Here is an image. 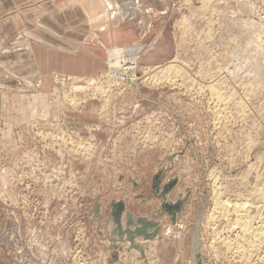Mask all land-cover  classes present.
Returning <instances> with one entry per match:
<instances>
[{"label":"rangeland","instance_id":"obj_1","mask_svg":"<svg viewBox=\"0 0 264 264\" xmlns=\"http://www.w3.org/2000/svg\"><path fill=\"white\" fill-rule=\"evenodd\" d=\"M140 1L149 34L109 48L96 76H53L49 89L30 62V8L18 10L29 0L1 8L0 264H196V252L205 264H264V239L237 253L253 236L233 224L264 225V0ZM136 46V83L95 97L110 84L96 85L109 52ZM166 185L167 203L183 200L174 222L160 209ZM111 199L161 223L140 245L145 261L126 241L112 257Z\"/></svg>","mask_w":264,"mask_h":264},{"label":"crops","instance_id":"obj_2","mask_svg":"<svg viewBox=\"0 0 264 264\" xmlns=\"http://www.w3.org/2000/svg\"><path fill=\"white\" fill-rule=\"evenodd\" d=\"M8 1L10 0H0V11ZM11 1L14 3L21 0ZM150 7V4L140 0H29L28 4L19 5L18 10L30 8L32 25L31 28L23 30L25 31L24 35H31L32 43L29 42L27 47L32 53L30 62L33 66V73H35V66L39 67L38 75L46 89H49L51 78L55 74L74 76H94L93 74H95L96 76V73H99L104 67L102 56L109 48L132 44L138 34H142L143 37L145 34H149L151 25L147 19ZM45 20L55 21L58 25H48ZM136 20H139L138 23L142 26L136 25ZM141 27L143 29L140 32ZM87 45H92L95 56L71 53L83 51ZM55 52L61 56L56 61L54 60ZM45 57L47 60L44 63L43 58ZM76 58H79L80 61H75L74 65H71V61ZM106 195L105 193L97 195L100 197L97 200L98 204L102 205L103 196L106 197ZM111 201L113 200L107 202L110 207ZM126 211L131 213L133 220L138 216L151 217V213L139 214L127 206ZM109 227L111 230L114 228L112 220ZM107 235L103 236L102 234L105 238L104 241L108 242V246L112 245L113 247L110 253L121 254L122 257L123 253L117 250V246H120L121 243L118 242L116 236H114V240L109 241ZM141 239L136 237L135 241L143 246L146 244L145 242H149ZM126 246L124 243V249L129 254L132 253V250ZM141 250L143 251L144 248ZM143 256L146 257L147 254H142V260L145 261ZM148 256L151 255L148 254ZM155 261H160L158 256Z\"/></svg>","mask_w":264,"mask_h":264},{"label":"water","instance_id":"obj_3","mask_svg":"<svg viewBox=\"0 0 264 264\" xmlns=\"http://www.w3.org/2000/svg\"><path fill=\"white\" fill-rule=\"evenodd\" d=\"M155 180L157 183L158 179ZM170 186L171 185L163 186L162 192L158 196L162 200L160 209H165V211L170 215V221L174 222L182 211L183 200H178L176 204L166 202L165 197ZM122 214H124L123 217ZM111 215L114 228L112 229L110 236L107 237L109 240L114 239V236H116L118 242L122 243L126 241L128 242V245L131 249L140 250V252H142L140 245L135 241L136 237H140L144 241H148L159 236L161 230V223L159 221H156L153 218L148 220L144 217H136V219L133 220L131 213L125 210L123 202L111 203ZM122 219H124L123 224L121 222ZM148 229L150 232L146 231ZM117 247L122 250V246ZM112 257L115 260L118 259L117 254H112ZM194 260L196 264H205L201 260L200 254L198 252L194 254Z\"/></svg>","mask_w":264,"mask_h":264},{"label":"built area","instance_id":"obj_4","mask_svg":"<svg viewBox=\"0 0 264 264\" xmlns=\"http://www.w3.org/2000/svg\"><path fill=\"white\" fill-rule=\"evenodd\" d=\"M131 47H128V48H131ZM142 49H143L142 47L136 46L135 48L127 49L124 53L121 54V57L117 59V62H119L121 64V67H122L120 72H115V73L110 72L111 63L116 61L112 55L110 56V59L108 60L109 61L108 62L109 63L108 64V70H106V72L103 75L96 78L97 79L96 85H98L99 87H103L108 82H110V84L107 85L106 86L107 88H105V89H102L100 91H97V90L93 91V93H95V97L99 96V97L104 98V97L108 96L110 94V92H112V88L123 83V81H128L129 87L136 83V75H135L136 63H137L136 57ZM134 58H136V59L133 61ZM117 73H121V77L112 76V75H115ZM62 79L63 78H61V77L53 78L54 82H56L57 84H60V85H66L68 79H70V78L66 77L63 80ZM96 79L92 80V82H90L89 84L96 82ZM134 79H135V81H134ZM91 86L92 85H90V87ZM101 91H103L104 94H102ZM87 96L94 98V96H92V95H87ZM80 102H84V101H80ZM61 127H62L61 137L64 139H67V140H71V138H72L71 135H69L65 130H63V126H61ZM59 141H61V140H59Z\"/></svg>","mask_w":264,"mask_h":264},{"label":"bare ground","instance_id":"obj_5","mask_svg":"<svg viewBox=\"0 0 264 264\" xmlns=\"http://www.w3.org/2000/svg\"><path fill=\"white\" fill-rule=\"evenodd\" d=\"M109 3V2H108ZM111 3V2H110ZM112 5V4H111ZM111 7V6H110ZM112 8V7H111ZM109 9V8H108ZM107 9V10H108ZM109 10H112V9H109ZM149 10V9H148ZM116 11V10H115ZM150 12V11H149ZM120 21H122V20H120ZM122 24V23H121ZM118 26V25H117ZM147 27V26H146ZM116 28V27H115ZM147 32V31H146ZM99 53V52H98ZM113 57H114V59L116 60L115 62H113V63H111V66H110V72H112V73H115V72H120V70H121V68L122 67H120V63L119 62H117V59L118 58H120L121 57V55H120V53H119V51H112V52H109ZM120 61V60H119ZM168 69V68H167ZM173 69V68H172ZM172 71V70H171ZM163 72V71H162ZM165 73V72H164ZM166 73H168V71H166ZM118 74V76H120L121 77V73H117ZM117 74H115V75H117ZM60 76H58V75H54L55 77L54 78H58V77H61V78H65V75H61V74H59ZM115 75H112V76H115ZM157 75V74H156ZM156 75H153L150 79H152V80H156V78L157 77H155ZM116 77V76H115ZM153 77H155V78H153ZM148 78V77H147ZM62 79V80H63ZM158 81V80H157ZM89 82H91V81H89ZM156 82V81H155ZM38 85V84H37ZM212 90V89H211ZM221 97V96H220ZM226 100V99H225ZM103 110V109H102ZM100 112H102V111H100ZM45 134V133H44ZM40 136V135H39ZM45 138V137H44ZM61 156V155H60ZM63 156V155H62ZM1 172V171H0ZM4 175V174H3ZM6 177V176H5ZM3 179V178H2ZM263 180V179H262ZM264 181V180H263ZM7 183V182H6ZM261 188V187H260ZM257 189V188H256ZM262 189V188H261ZM260 191V190H259ZM256 193V192H255ZM257 194V193H256ZM221 201V200H220ZM246 201V200H245ZM222 203V202H221ZM242 204V203H241ZM248 204V203H247ZM219 205V204H218ZM221 206H222V204H221ZM235 206H239V205H234L233 206V208L235 207ZM243 206V205H242ZM241 206V207H242ZM244 206H246V205H244ZM252 207V206H251ZM237 208V207H236ZM238 208H240V206L238 207ZM237 208V209H238ZM258 208V207H257ZM218 209V208H217ZM236 210V209H235ZM238 210H240V209H238ZM237 210V211H238ZM243 210V209H242ZM222 211V210H221ZM241 211V210H240ZM258 214V213H257ZM244 215V214H243ZM248 215V214H247ZM235 216V215H234ZM241 216H242V214H241ZM246 217V216H245ZM252 218V217H251ZM214 219V218H213ZM259 219V218H258ZM260 220V219H259ZM241 223V225L240 226H238L239 224ZM262 223H263V221H262ZM234 225L235 224H237V226H238V228H240L239 229V231H238V237H240L241 239H245L246 237H247V235L248 236H253L252 237V239L251 240H249L248 242H246V244H245V247H242V245L240 246V245H236V247H235V251H237V253H238V251H241V250H249L250 248H252L255 244H257V243H259V242H261L260 240H263L264 239V225L262 226L261 225V228L259 229H256V228H254V227H252L251 226V224H250V222L249 221H244L243 222V224H242V221H240V220H238V219H235L234 220V223H233ZM264 224V223H263ZM233 225V226H234ZM236 226V227H237ZM233 228V227H232ZM231 228V229H232ZM221 230V229H220ZM235 230V229H234ZM254 232H257V233H254ZM257 234V235H256ZM256 235V236H255ZM223 239V238H222ZM224 240V239H223ZM237 240V239H236ZM247 240V239H246ZM227 241V240H226ZM227 242H224V244H226ZM242 244V243H241ZM228 248V247H227ZM260 248V247H259ZM253 249V248H252ZM252 249H250V250H252ZM227 252V251H226ZM234 252V251H233ZM241 254H243V253H241ZM258 254V253H257ZM260 254V253H259ZM250 255V254H249ZM256 255V254H255ZM254 256V255H253ZM243 257V256H242ZM250 257V256H249ZM263 257V256H262ZM259 256H256V259H258L259 260ZM255 259V260H256ZM262 259V258H261ZM262 261V260H261Z\"/></svg>","mask_w":264,"mask_h":264}]
</instances>
